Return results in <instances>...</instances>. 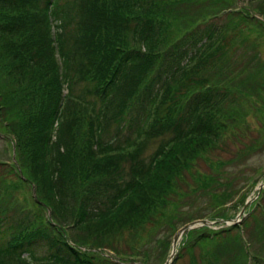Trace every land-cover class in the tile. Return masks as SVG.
I'll return each instance as SVG.
<instances>
[{
  "label": "trees",
  "instance_id": "obj_1",
  "mask_svg": "<svg viewBox=\"0 0 264 264\" xmlns=\"http://www.w3.org/2000/svg\"><path fill=\"white\" fill-rule=\"evenodd\" d=\"M252 4L264 0H0V118L16 160L0 166L35 187L30 216L22 188L0 186V264H143L86 239L166 222L161 255L194 221L167 212L173 184L263 88L248 50L264 37V7ZM203 228L183 243L213 244L208 264H253L239 225Z\"/></svg>",
  "mask_w": 264,
  "mask_h": 264
},
{
  "label": "rangeland",
  "instance_id": "obj_2",
  "mask_svg": "<svg viewBox=\"0 0 264 264\" xmlns=\"http://www.w3.org/2000/svg\"><path fill=\"white\" fill-rule=\"evenodd\" d=\"M251 7L262 10L264 5L252 4ZM254 41L255 47L249 49L248 52L252 56H258L259 60L256 62L262 66L261 77L263 78L264 37ZM242 50H239L238 53L236 51L233 56L239 55ZM261 86L263 88L256 94L240 96L242 109L238 105L235 106L237 117L234 121L236 124L224 134L222 141L202 155V158L195 161L186 172L180 175L172 186L173 191L168 194L167 205L170 209L167 211L168 213L177 211V214L183 219H194L191 223L202 221L200 219L202 217L208 218L220 214L232 218L226 220L228 221L227 224L224 221L216 222L207 219L212 224L209 226L197 224L192 230L206 226L217 235L232 225H239L244 237V239L242 236L240 237L241 241H246L251 257L255 258L253 264H264V81L261 82ZM13 141L11 130L4 126V122L0 118V161L8 164L7 166L11 164L9 167H12L14 158ZM159 143V140L150 143L146 155L152 153ZM127 165L129 166V164ZM217 181L221 183V186H216ZM204 183H208V186L201 188V184ZM5 185L22 188L20 207L28 209V214L31 216L35 201L31 199L30 190L34 186L20 184L9 168L0 166V186L4 187ZM29 186L30 188H28ZM220 204H224V206L218 212L217 207ZM245 206L246 210L242 214ZM47 214L50 215L48 211ZM232 220H236L235 224ZM161 223L166 222L149 224L140 233L138 231L130 232L129 227H127L124 229V234L113 242H109L108 238L105 237H89L86 240L89 245L104 246L101 252L105 258L111 256L114 258L115 252L127 255V258L139 254L140 257L135 256V258L144 260L143 264H165L173 253V240L177 232L165 238L167 241L160 255L159 251L162 244L159 246L158 241L164 234ZM68 233L76 240L84 239L75 230H70ZM188 233H184L177 242V258L173 264H208L209 252L215 246L213 244L200 245L192 251L194 248L192 239L183 243ZM197 235L194 233L191 238H195ZM223 236L219 235V239L215 240L216 243L229 239L228 234H223ZM141 248L143 250L151 248L152 250L143 252ZM240 249L239 246L235 245L236 252ZM163 253L165 255H162ZM165 257L167 259L163 263ZM123 261L121 264H131L129 260Z\"/></svg>",
  "mask_w": 264,
  "mask_h": 264
},
{
  "label": "water",
  "instance_id": "obj_3",
  "mask_svg": "<svg viewBox=\"0 0 264 264\" xmlns=\"http://www.w3.org/2000/svg\"><path fill=\"white\" fill-rule=\"evenodd\" d=\"M264 185V184H263ZM261 189H262V187L259 189V194H260V192H261ZM34 195H36V193L34 192ZM248 205V203L246 204V206ZM246 206L244 207V209H243V211H242V214H244V212H245V210H246ZM241 214V215H242ZM233 221V223L235 224V222H236V220H232ZM227 222L228 221H224V223L225 224H227ZM197 224H201V226L203 225H207V226H209L210 224H212L211 222H209V221H207V220H202V221H199V222H193V223H191V224H188V225H186L185 227H183L181 230H179L178 232H177V234L175 235V237H174V240H173V248H174V250H173V253H172V255H171V258L165 263V264H173L174 263V261L176 260V258H177V253H176V245H177V242L179 241V239H180V237L184 234V233H188L190 230H192V229H194L195 228V226L197 225Z\"/></svg>",
  "mask_w": 264,
  "mask_h": 264
}]
</instances>
